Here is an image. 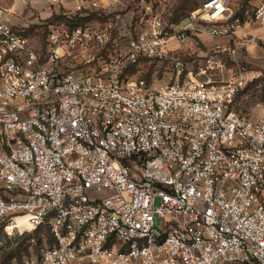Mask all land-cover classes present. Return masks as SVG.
<instances>
[{"label":"built area","instance_id":"2783aa9c","mask_svg":"<svg viewBox=\"0 0 264 264\" xmlns=\"http://www.w3.org/2000/svg\"><path fill=\"white\" fill-rule=\"evenodd\" d=\"M14 15L0 2V249L41 225L53 243L9 264H264V74L255 116L253 78L220 55L235 49L182 76L158 14L124 43L111 22L48 23L42 43ZM188 19L234 38L264 27V0L242 17L202 0ZM140 59H169L175 81L124 77Z\"/></svg>","mask_w":264,"mask_h":264},{"label":"rangeland","instance_id":"374dc122","mask_svg":"<svg viewBox=\"0 0 264 264\" xmlns=\"http://www.w3.org/2000/svg\"><path fill=\"white\" fill-rule=\"evenodd\" d=\"M201 1L195 0V2L189 3L187 7L192 6V9L185 16V14L180 13L181 11H175L179 0H120L119 4L117 6L112 5V8L99 7L88 12L95 13V16L86 25L103 26L111 22L115 27L114 35L124 43L130 35L134 36L136 31L143 26L146 18L151 15H160L162 23L166 28L168 27L169 33L181 36L178 40L175 38L170 40V47L173 49L171 55L173 53L183 62L182 76H185L188 72H196L206 56L215 53L216 46L224 45L235 49L234 54L225 51L220 55L227 61L229 67L236 64L245 72L247 77L253 78L254 82L249 84L248 88V90H251L250 96L247 99L242 98L240 102L241 107L246 110L254 108L253 114L258 116L263 108L254 105L256 95L252 94V90L255 91L258 79L264 74V27L257 23H250L249 25H242L234 38L211 36L205 30L206 22L197 20L192 23V26L189 23V14L199 6ZM227 2L234 12L241 6V0H227ZM45 3V0H39L37 6H45ZM30 5L36 8L34 0H30ZM249 7L250 5L246 10ZM15 10L21 13L24 10V5L21 2L16 3ZM49 17L51 16L43 17L38 13L29 16V21L35 23L34 25L41 24V27H37L41 30V34H39L41 42L44 39L43 36H45V29L42 24L46 23V19ZM140 19H143V21ZM31 34H36L35 29L31 31ZM235 44L238 46L237 48L234 47ZM174 73V64L169 59H155L152 61L140 59L137 63L128 64L123 70L124 77L145 80L148 87L174 82L176 79ZM3 194L0 187V195ZM158 204L159 199L155 198L154 205L157 206ZM1 238L2 235H0Z\"/></svg>","mask_w":264,"mask_h":264},{"label":"trees","instance_id":"16d2710c","mask_svg":"<svg viewBox=\"0 0 264 264\" xmlns=\"http://www.w3.org/2000/svg\"><path fill=\"white\" fill-rule=\"evenodd\" d=\"M195 0H179L175 7V11H181V14L187 16L188 12L192 9V6L187 7L189 3H193ZM250 5V0H241V6L236 11V15L239 17L243 16L244 11ZM94 14L88 13L86 11H78L71 15L66 13L53 14L51 17L46 19V23L42 24L44 26L45 36L42 42H45L46 37V25L48 23H63L68 30L74 27L85 25L87 22L91 21ZM176 22V21H175ZM35 27H41V24L32 26L28 31L31 32ZM249 88V85L248 87ZM44 231H41V230ZM42 232V233H41ZM33 238V243L30 239ZM53 243V237L51 236L47 225H41L33 232L23 235L20 238H14L13 244L0 249V264H9L13 259H21L23 256L30 255L31 253H39L40 249L45 245L50 246Z\"/></svg>","mask_w":264,"mask_h":264},{"label":"crops","instance_id":"0c3cea01","mask_svg":"<svg viewBox=\"0 0 264 264\" xmlns=\"http://www.w3.org/2000/svg\"><path fill=\"white\" fill-rule=\"evenodd\" d=\"M39 0H34L36 3V8L30 5V0H0L1 4L5 7L9 8L15 14L12 19L16 22H21L22 20L29 21V16L33 15V13H38L41 16H51L53 14L58 13H68L73 14L77 11H86L91 12L93 9L97 8H112V5L117 6L120 0H96L97 6H91V0H61V1H54V0H45V6H37ZM21 2L24 5V10L20 13L15 10V4ZM81 4L80 10H75L76 3ZM254 3V0H250V4ZM64 10V11H63ZM105 10V9H104ZM27 12V13H26Z\"/></svg>","mask_w":264,"mask_h":264},{"label":"bare ground","instance_id":"6f19581e","mask_svg":"<svg viewBox=\"0 0 264 264\" xmlns=\"http://www.w3.org/2000/svg\"><path fill=\"white\" fill-rule=\"evenodd\" d=\"M17 222H18V224H19L20 227H24L26 225V219H25V217L17 218Z\"/></svg>","mask_w":264,"mask_h":264}]
</instances>
